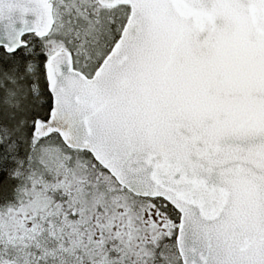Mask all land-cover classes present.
Masks as SVG:
<instances>
[{
  "label": "snow or ice",
  "instance_id": "6c2138e0",
  "mask_svg": "<svg viewBox=\"0 0 264 264\" xmlns=\"http://www.w3.org/2000/svg\"><path fill=\"white\" fill-rule=\"evenodd\" d=\"M0 264H264V0H0Z\"/></svg>",
  "mask_w": 264,
  "mask_h": 264
}]
</instances>
